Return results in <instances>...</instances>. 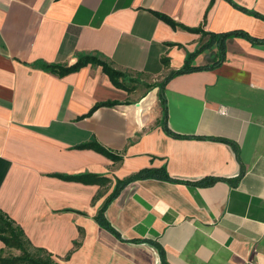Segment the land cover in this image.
Masks as SVG:
<instances>
[{
	"label": "crops",
	"instance_id": "0c3cea01",
	"mask_svg": "<svg viewBox=\"0 0 264 264\" xmlns=\"http://www.w3.org/2000/svg\"><path fill=\"white\" fill-rule=\"evenodd\" d=\"M88 52L134 88L40 65ZM0 210L58 264H264V0H0Z\"/></svg>",
	"mask_w": 264,
	"mask_h": 264
},
{
	"label": "trees",
	"instance_id": "16d2710c",
	"mask_svg": "<svg viewBox=\"0 0 264 264\" xmlns=\"http://www.w3.org/2000/svg\"><path fill=\"white\" fill-rule=\"evenodd\" d=\"M162 17H164L171 24H173V21L171 19H169L168 17H166L164 15H162ZM187 28L190 30H194V31L198 30L199 31V28H197V27H187ZM204 32H206V31H204ZM207 33L209 35V38H208V40L204 41L200 45L199 49H203L204 47L209 46L212 43L218 44V59L216 61H214L212 64H210L209 66H212L215 63H217L219 60H221L222 55H223V42L222 41L225 38V36H227L228 34H232V33L246 35V33L244 31L237 30V29L232 30V31H227V32H219V33L209 31ZM193 54H194V52L187 54L186 59H185V63L182 65V67L175 69V70H172L161 81L156 82V84L159 85V95H160L161 104H162V124H163L164 128L166 130H168V132H170L171 134H175V133H173L172 131H170L168 129L167 123H166V101H165V97L163 94V88H164L163 84H165V82L172 75H174L176 73L183 72V71L190 70V69L203 68V67L208 66V65H203V66H191V65H189V62H190ZM87 63L100 64L102 66L103 70L108 74L112 83H114L115 85L122 87L124 89H127V90L134 88L135 84L132 83V81L134 80L133 77L128 75L125 71L120 70V69L112 66L107 60L101 58L99 55L94 54V53H90V52L80 53V54H78L75 62H73L72 64H69V65H60V64H56V63H46V62L40 61V65L44 66L45 68H52V69L57 68L59 73H61V74L66 73L68 71L77 70L78 68H80L81 66H83ZM106 103L110 104L113 102H106ZM100 104L101 103H96L91 108V110ZM80 146L94 147L98 151L104 153L106 156H109L110 158H112L114 160H118L121 157L119 154H115V153L108 151L107 149H105L100 144H98L97 142H94V141L83 143ZM154 175L165 177L168 179H173L166 173L165 170L156 171V170H152V169H143V170H140V171L134 173L133 175H130L124 179H117V181H116L117 186L114 189L112 196H114L116 194L118 188L120 186H122L123 184H125L127 181L132 180L134 178H139V177H144V176H154ZM239 175L237 176L236 180L238 179ZM72 177L78 178L80 176L79 175H72ZM97 179L98 180L100 179L99 175L97 176ZM214 180H215V178L211 177L209 179L201 180L200 183L209 184V183L213 182ZM96 218L99 220V222L106 224L108 226V228L113 230L110 227V225L104 219L103 208H101L98 211ZM0 239L4 242V244L6 246L17 247L21 250V252L19 254H16V255H2V254H0V264H58L55 260L52 259V257L50 256L49 253H47L46 251H43V249H41V248H37V249H35V251L28 250V246H29L28 240L24 236V232H23L22 228L19 225L14 224L12 219H10L1 210H0ZM163 264H165L164 259H163Z\"/></svg>",
	"mask_w": 264,
	"mask_h": 264
}]
</instances>
